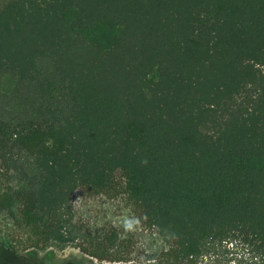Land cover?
<instances>
[{"label":"trees","instance_id":"trees-1","mask_svg":"<svg viewBox=\"0 0 264 264\" xmlns=\"http://www.w3.org/2000/svg\"><path fill=\"white\" fill-rule=\"evenodd\" d=\"M3 218L99 260L153 236L146 261L264 264V0H0Z\"/></svg>","mask_w":264,"mask_h":264},{"label":"rangeland","instance_id":"rangeland-1","mask_svg":"<svg viewBox=\"0 0 264 264\" xmlns=\"http://www.w3.org/2000/svg\"><path fill=\"white\" fill-rule=\"evenodd\" d=\"M108 208L113 209L112 206ZM3 220L5 219L3 218ZM3 220H0V242H5L9 244V246L16 247L13 249L18 250L19 254H22L23 257L27 256L30 258V261L28 262L25 258L15 256L12 252L14 250L3 244L0 245V264H34V261H32L34 258L52 259V256L49 255L50 252L53 253L54 258L51 261L52 264H159L158 262L144 260V255L140 254L159 244L157 238L153 236H147L145 239H138L134 250V254L136 255L132 257V261L118 262L99 260L84 253L74 244L67 246L52 244L48 246L40 245L38 247H34V245L31 244H20L18 238L21 237L18 235L17 231H13L10 224L7 223L6 220ZM15 234H17V236ZM32 250H36V252H32ZM251 257V252L239 241H224L219 248L218 254L212 257L209 255L202 257L199 264H246V261H250ZM46 264H49L48 261Z\"/></svg>","mask_w":264,"mask_h":264},{"label":"flooded vegetation","instance_id":"flooded-vegetation-1","mask_svg":"<svg viewBox=\"0 0 264 264\" xmlns=\"http://www.w3.org/2000/svg\"><path fill=\"white\" fill-rule=\"evenodd\" d=\"M12 252H13V254L15 256H19V257L25 258L28 262L30 261V258H28L27 256L23 257L22 254H19V252H15V251H12ZM32 261H34L33 263L36 264L35 259H33Z\"/></svg>","mask_w":264,"mask_h":264}]
</instances>
